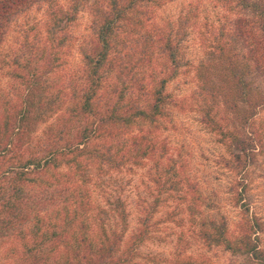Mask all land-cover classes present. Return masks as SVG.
Segmentation results:
<instances>
[{"label": "rangeland", "instance_id": "374dc122", "mask_svg": "<svg viewBox=\"0 0 264 264\" xmlns=\"http://www.w3.org/2000/svg\"><path fill=\"white\" fill-rule=\"evenodd\" d=\"M70 1L58 0L64 8ZM94 2L81 0L76 18L57 31V38L65 36L66 41L49 77L58 79L59 86H67L69 75L83 67L80 49L91 39ZM142 5L133 20L141 17L145 25L134 29L129 24L119 34L118 55L136 69L130 79L144 77L147 82L151 73H169L161 46L166 37L176 48L179 65L165 85L168 103L156 124L138 122L124 132L126 138L145 135L146 143L154 144L148 155L137 164L131 158L119 167L105 162L88 171L91 180L85 187L90 188L91 209L85 215L86 233L93 241H118L116 255L129 249L130 264H172L187 258L197 264H264V259L209 244L201 235L204 228L214 234L213 226L224 223L226 236L237 237L248 206L247 214L262 225L251 239L264 251V110L251 107L254 95L264 90V78L256 69L258 17L239 0H149ZM47 10L45 4L34 5L13 18L0 44L4 92L20 82L17 73L27 57L36 58L40 48L56 40L46 34ZM23 41L29 48L20 47ZM149 46L152 58L146 57ZM135 61H140L138 66ZM230 69L238 74L241 70L249 83L248 102L237 100L235 90L237 94H228ZM107 84L114 86V79ZM50 92L54 94L52 88ZM63 107L66 104L51 112L37 135L54 123ZM240 145L246 152H240ZM115 150L119 159L124 151ZM13 243L19 250L14 256L7 245L0 248V264L17 263L20 242Z\"/></svg>", "mask_w": 264, "mask_h": 264}, {"label": "trees", "instance_id": "16d2710c", "mask_svg": "<svg viewBox=\"0 0 264 264\" xmlns=\"http://www.w3.org/2000/svg\"><path fill=\"white\" fill-rule=\"evenodd\" d=\"M145 1L149 0H95L91 39L80 49L83 67L75 76L69 75L67 86H59L58 79L49 77L59 65L58 50L66 41L65 36L57 38V31L76 18L81 0H71L65 8L58 0H0V44L15 16L41 4L48 7L46 34L56 38L49 49L45 45L40 48L36 58L27 57L23 71L17 73L18 84L6 92L0 88V248L7 245L15 256L14 251L19 249L13 242H20L16 264L131 263L129 249L125 255H116L118 241H93L86 233L91 192L85 186L94 164L107 162L119 167L127 159L137 164L147 156L154 144L149 146L145 135L126 138L124 132L138 122L156 124L168 103L165 85L179 65L169 37L161 45L169 61V73H151L147 82L144 77L131 80L135 65H128L118 55L120 32L129 24L134 29L145 25L141 17L133 20ZM239 2L258 17L260 58L256 69L264 78V0ZM144 15L150 17L147 10ZM20 47L29 48L28 42L23 41ZM148 48L151 51L145 50L146 57L152 58L154 51ZM135 62L137 65L140 61ZM241 73L231 70L233 79L227 80V92H238L237 100L248 102L249 83ZM110 78L115 82L112 87L107 84ZM254 97L251 107L264 110V90ZM65 104L54 123L45 125L42 135H37L38 126L46 124L51 112ZM231 104L238 108L236 101ZM95 140L99 143L93 145ZM114 150L124 154L118 159ZM246 150L240 145L241 153ZM241 153L235 157L239 159ZM238 196L243 199L241 191ZM247 212L248 206L237 237L226 236L224 223L213 226L214 234L204 228L201 235L209 244H222L233 253L263 261L264 251L251 239L261 230V221ZM172 264L197 263L187 258Z\"/></svg>", "mask_w": 264, "mask_h": 264}]
</instances>
